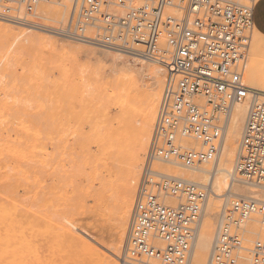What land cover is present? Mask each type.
<instances>
[{"label":"built area","instance_id":"obj_1","mask_svg":"<svg viewBox=\"0 0 264 264\" xmlns=\"http://www.w3.org/2000/svg\"><path fill=\"white\" fill-rule=\"evenodd\" d=\"M259 0H0V22L49 33L99 49L128 54L166 71L150 146L136 193L123 264H189L212 187L180 179L156 163L200 167L216 159L225 124L237 104L250 101L236 174L264 189V94L246 82ZM47 5L66 18L43 17ZM189 141L198 145L190 148ZM166 198L178 201L176 206ZM264 201L230 199L220 217L208 264H236L246 226ZM264 264V242L251 249Z\"/></svg>","mask_w":264,"mask_h":264},{"label":"rangeland","instance_id":"obj_2","mask_svg":"<svg viewBox=\"0 0 264 264\" xmlns=\"http://www.w3.org/2000/svg\"><path fill=\"white\" fill-rule=\"evenodd\" d=\"M47 6H49L52 10L55 11L54 14H50L49 16H46L47 19L52 20V21H61L63 20V18H66L65 15L67 11L64 10L62 7L53 6V5H47ZM56 11H58L59 13L58 15L56 14ZM0 25L9 26L13 28L15 32L17 33L18 32L23 33L28 30L22 27H17L14 25L3 23V22H0ZM34 34H36L37 36L43 39L54 42V44L53 45L50 43H47L44 45L35 44L33 47H26V48L20 47L19 48L21 44L19 42L18 44L15 45V48L17 49L10 52L9 49H7L6 51L5 48L2 46L3 44L1 45L0 43V64H1L0 65V77H1L0 79V130L3 129V130H6L7 133L10 132L9 133L10 135L8 134L9 137L11 136L9 139L14 140V141L19 140L18 142L30 141L33 138L31 136H33L32 131L35 129V127H38L40 128V130H43L41 132V136L45 135L46 137L47 130L50 127V124L51 125L54 124V122L52 124L51 121H49L48 119L51 120V117L53 119V114L57 116L58 112L60 113V116L63 115V112L66 111L64 109V106L65 108H67L66 107L67 105H64L65 103L63 101L65 99V102L66 101L68 102V100L72 102L75 101L78 105L82 104L83 102V104L80 105L82 106L81 109L76 103L74 104L77 109L79 108V110H81L80 111L81 119L82 117H84L82 121L80 120L81 128L82 130H84V132L89 130L88 121L91 116H93L91 117V119L94 123H97L96 121H99V122L107 121L106 124L109 125L108 127L112 131L116 132L119 129V118L121 116L120 107L117 104V101H118L117 96L119 95V93H121L120 91L121 89L118 88V83H117V76L119 75V72H118L117 66L112 65V63L97 62V60L103 59V56H104L103 54H105L107 51L90 46V45H85V44L69 41L66 39H62L54 35H51L49 33L34 31ZM252 36L253 37L255 36V31ZM13 37L10 39H6L5 42L14 45L15 38ZM63 48L72 49V50L80 49L83 52L85 51L86 53H89V52L95 53L96 57L93 56L92 54L89 55V54L82 53L76 58V61H74L71 58H68V56L63 57L62 53H59V52H62ZM114 55L116 56V54ZM117 57H119V55ZM125 58L129 60L132 59V58L130 59L129 57H125ZM11 59H12V62H10ZM131 61L140 62V64H145L147 66L163 70V72L165 73L164 80L166 82V71L164 70L163 67H160L159 65H156L148 61L144 62L139 59H133ZM74 62H75V65L77 64L79 65V67L74 66L75 67L73 69L74 71L72 72L71 75H69L71 76V79H69V82L67 83L66 87L67 86L73 87L76 91L70 94V96H68L64 92V88L66 89V87L64 85L63 79H61L62 77L58 69L60 68V63H61V66L64 67L65 63L73 64ZM251 62H252V54H251ZM42 73H44L45 78L47 77V80H45V78L43 80ZM81 76L83 77V80L80 79ZM150 77H148V75L146 74L145 75L141 74L140 76L136 75L132 78V81L130 84L131 86L127 88L130 89V92L132 94L131 97H132L133 106H136V101H137L134 98V96H137L136 95L137 93L135 92L136 88H138L137 92L139 90L143 92H149L151 90L152 79ZM55 81L58 82L57 84H59V81H60V83L63 84L64 88L62 87L61 90L58 91L57 86L59 85H56ZM84 86L87 89H85ZM87 86H90V87L88 88ZM164 86H165V83L163 85L162 91H164ZM45 94L47 95L49 94V96L47 95L45 96ZM162 94L163 92L161 93V97H162ZM74 95H75V98H74ZM70 97L72 100L70 99ZM95 97H97L101 102H103V104L105 103L103 107L104 111L103 112L100 111L96 113V115H94V112H93L94 109L91 108V106H93V99ZM161 97H160V100H161ZM160 100H159V104H160ZM85 103H88L89 105L86 104L85 106L84 105ZM159 104L157 107V112H158ZM106 110H108L109 112ZM157 112H156V116H157ZM17 114L18 115L21 114V116L19 115L18 117ZM7 117H10V118L7 119ZM222 117H227V116H222ZM134 118H135L134 113H131V117L128 120L130 121L129 122L130 124L132 123ZM112 119H115V120H112ZM111 120L114 121V123ZM30 121L32 122V124ZM86 122L88 123V125ZM153 129H154V126L152 128V132H153ZM3 130L0 131V134H2ZM152 132H151V138H152ZM23 134L25 135V137ZM22 136L24 138H22ZM45 137L44 138L42 137V143H44L42 145L46 146V149H44L43 151L47 150V152L49 151L51 153L53 150L52 146L50 145V143ZM224 137H225V134H224ZM151 138H150V141H151ZM69 141L72 142L73 141L72 138L69 139ZM189 142L193 143L191 141ZM193 144H194L193 145L194 148L198 147L196 143H193ZM222 144H223V141H222ZM149 145H150V142H149ZM24 147L27 148L28 146H24ZM96 147L98 146H96L95 144H92L90 147V152L92 155L91 163L93 162L91 166L93 164L97 166L96 167L94 165L97 168L95 171L93 170V168L95 169V167L92 166L93 168L90 169L91 173L88 172L89 167L84 169V173L86 172L85 174L80 175L77 173L78 172L77 161L75 162L76 156L73 153H70L71 152V149H70L71 147H70L69 152H67V154L70 153L71 155H67V158H66L67 167L65 170L66 172L64 173L65 175L61 177L62 178L61 180H56L55 177L53 176L50 177V174L48 173L49 169L47 168L45 164L47 162L46 161L47 159H45L47 156L46 157L44 156L46 153L42 151L44 153L43 155L41 154L42 157H40L41 155L40 156L35 155V153L38 154V153H41V151L29 153L30 151L29 149H31V145H30V148L28 149L29 151L26 150L28 151L26 152V156L28 154H30L28 155L30 157H31V154L33 156L31 158L26 157V159H31V163H30L31 165L29 164L28 160L25 163L26 159L25 158L23 159L24 160L23 163H25V166L23 165V167H26V169H28L27 166L30 165L28 169L29 173H27L28 171L20 172L21 174L19 172H18L19 174L16 172L14 173V171L10 173L0 172V198H1L0 199V204H1L0 205V246H1L0 250L6 251L4 253L6 255L8 254V256L5 257L4 253L2 254V252H0V256H2L0 258V264H10L11 262H13L11 264H100V259L98 255L94 253L91 249L92 245L90 244L92 243H90V241L87 240V238L84 237L83 235L84 232L86 231L90 233L96 239V240L94 239L95 242L97 241L100 244H102L101 247L103 250H104V246L105 247L107 246L105 248L107 249V251L109 249V251H113L114 253L117 254V258L111 257L112 258L111 264H123L122 259L124 258V250H125V245H126V241L128 238L130 224L132 221V215H130V218L128 220L125 238L122 241V243L119 244L116 241V233H115L117 223L115 220H113L110 217L109 213H106V211H104V208H102L100 204L102 202L101 193L105 190L103 188L108 187L111 189V185L109 183L112 180H114V188L117 187L119 183L121 182V178L124 176L126 165L122 164L120 160L116 159V155L118 153L117 148L113 150L109 149L105 153L104 150H102L99 147L97 149ZM237 151L238 152L236 155L238 156V154L240 153V143H238ZM146 154L145 156H143V159H142L143 163H141V167L139 168V171H138V176H137L136 186H135L134 200H135L136 193H137V190L140 184V179H141V175H142V171H143V167H144V163L146 159ZM34 156L38 157V159L34 160L36 161V164H34L35 162L32 163L33 161L32 158L34 159L36 158ZM23 157H19V158L16 157V161H18L21 164L23 161L22 160ZM236 157H235V160L233 161L232 172L235 168V164L238 158ZM68 158L70 159V161ZM14 159L15 157H12L11 161L13 162ZM40 159L42 162L45 159L44 164H40L41 162ZM216 160L217 158L214 160H211L209 163H205L201 165L199 169L201 168L202 169L203 168L213 169L214 167L213 165ZM16 161H14V163ZM38 163L41 166L43 165L44 168L42 167L43 168L42 170L39 169L41 167L39 166ZM33 164L37 166L36 168L39 167L38 170L39 171L41 170L42 172L41 171L40 172L38 171L35 173L34 171L31 172L33 169H30V167H35V166H32ZM68 164H70V166H68ZM155 168L161 172H164V173H167L173 176L174 175L182 176L185 179L189 177V175L187 174H189L190 172L193 173V169H188L184 167L187 170H189V171H186V169L184 170L178 166L174 167L171 164L166 165V163H156ZM75 171L77 172L75 173ZM24 173H27V174H24ZM235 180L236 181L233 183V188L229 187V188L223 189L222 194L224 196L229 192L230 189H232V191L236 193L240 188L239 191L243 190L240 193L245 195V197L248 196L254 199L264 201V199H262V192H264L262 191L263 189H258L253 186L243 184L238 179V177H235ZM105 182L107 184H105ZM229 182L230 183L233 182L231 178H229ZM234 185L236 188L234 187ZM253 192H255V194H252ZM210 196L213 197L212 194ZM8 197H10V199ZM224 198L225 197H222L220 200L214 201L215 203L214 211H215V215L217 214L216 216H214L215 217L214 219H216L217 222L220 220V218H218L217 216H219L221 209L223 207L222 204L224 202ZM234 198H239V197L237 196L230 197L231 200ZM169 199H172V198L167 199L168 204H170L169 201H171ZM208 200H211V198ZM176 202L177 201L175 200V203ZM177 203L174 204L171 202L170 205L176 206ZM2 206H3V209L1 210ZM51 206H53V209H55L56 211L55 217H56V222L58 223V225H51V226L49 225V229L51 230V233H49V232H46L47 230L46 226L44 227V217H45L46 212L49 210L48 208L52 209ZM6 208H8V211ZM133 209H134V205H133L131 214L133 213ZM6 211L8 213L5 214ZM43 213H45L43 215L44 217H42ZM203 213L206 214V216L208 214V212L205 213V207L201 215L202 220L204 217ZM201 218L199 222H201ZM214 219L213 221H215ZM258 220H259V216L257 215L255 216L254 221L250 222L247 225L245 243L243 246L248 249H252L257 241L264 242V231L261 229ZM39 223H42L40 224L41 227ZM218 223L215 222L216 231H217L216 227H218ZM198 230H199V226H198ZM247 230L253 233L250 234L249 232H247ZM67 232H71L72 234L75 235L74 244H72V242L67 237ZM33 233H35V235ZM78 237H82V238L84 237L83 239H86L85 241L88 242V245H85V244L81 245L79 243L80 240ZM214 237H216V235ZM247 239H251V240H247ZM6 243H9L7 244L9 247L6 246ZM3 244H5V246L8 248H5V246L2 247ZM250 251L251 250L249 251L242 250L240 252V254H244L249 258V260H247V263L249 264H251V257L249 253ZM102 252H104L106 255L105 251H102ZM100 253L98 251V254ZM211 253H212V250H211ZM193 257L195 258V256ZM210 257H211V254H210ZM210 257H209V260H210ZM194 258H193V264H196Z\"/></svg>","mask_w":264,"mask_h":264},{"label":"bare ground","instance_id":"obj_3","mask_svg":"<svg viewBox=\"0 0 264 264\" xmlns=\"http://www.w3.org/2000/svg\"><path fill=\"white\" fill-rule=\"evenodd\" d=\"M41 13H42L43 17L46 18V16H49L50 14H54L55 11L52 10L49 6H44L41 8ZM56 14L57 15L59 14L58 11H56ZM65 16H67V15H65ZM63 19H65V18H63ZM254 31H255V36L254 37L252 36L250 51H249V55H248L246 82H247V85L251 89L255 90L258 94L263 95L264 94V35L261 34L256 28L254 29ZM254 31H253V34H254ZM12 37L15 38L14 39L15 40L14 45L5 42L6 39H10ZM19 42L21 43L19 48L20 47H24V48L33 47L35 44H43V45L47 44V43H50L52 45L54 44V42L48 41L46 39H43V38L37 36L36 34H34V31L31 29H28L26 32H23V33L22 32L17 33V32H15V30L13 28H11L9 26L0 25V43H1V45L3 44L2 46L5 48L6 51H7V49H9L10 52L13 50H16L17 48H15V45L18 44ZM106 51L107 52L105 54H103L104 56L102 55L103 59L97 60V62L112 63V65L117 66V69L119 72V75L117 76L118 88L121 89L120 90L121 93H119V95L117 96V99H118L117 104L120 107V113H121V116L119 118V129L116 132L112 131L108 127L109 125L106 124L107 121L99 122V121L95 120L97 123H94L91 119V117H93V116H91L89 121H88L89 130L85 131L86 132L85 133L84 130H82L81 123H80V120L82 121V119H84V117H82V119H81V116H80L81 110H79V108L80 109L82 108V106H80V105H82L83 102H82V104L78 105L75 101L74 102L69 101L68 100L69 98H68V99H66V100H68V102L66 101L67 102V104H66L65 99H64L63 100L65 103L64 105H67L66 106L67 108H65V106H64V109L66 110V111H64L65 114L63 112V115L61 114L62 116H60V113L58 112L57 116L53 114V119H52V117H51V120L48 119L49 121H51L52 124L54 122V124L53 125L50 124V127L49 126H48L49 128L47 127L48 130L46 128V130H47L46 137H45V135L41 136V132L43 130H40V128L35 127V129L32 131L33 136H31L33 138L31 140L29 139L30 141L18 142L19 140L14 141V140L9 139L11 137V136L9 137L10 132L7 133L6 130L1 129L3 131H2V134H0V172L10 173V172L14 171V173L15 172L20 173V172H27L28 171L27 173H29L28 169H29V166L31 165L30 164L31 159H26V157H28V158L30 157V156H28L30 154H28L26 156V152H28L29 150H30L29 153L41 151V153H38V154L35 153V155L40 156L41 154L42 155L44 154L43 152L46 153L44 156L45 157L47 156V157L46 158L43 157V158L47 159L46 160L47 162L45 164H46L47 168L49 169L48 173L50 174V177L53 176V177H55L56 180H61L62 179L61 177L63 175H65L64 173L66 172L65 170L67 167L66 166V162H67L66 158H67V155H71L70 153H73L76 156L75 162L77 161L78 172L75 171V173L77 172L78 174L81 175V174L86 173V172L84 173V169L87 167H89V169H88L89 171L88 170L87 171L91 173L90 169H92L93 168L92 166L95 165V164H93L91 166V164L93 163V162L91 163V156L92 155L90 152V147L92 144H95L96 146H98L99 148L104 150L105 153L109 149L113 150V149L117 148L118 153L116 155V159L120 160L122 162V164L126 165L124 176L121 178V182L119 183V185L117 187L114 188V180H112L109 183L111 185V189L108 187L103 188L105 190L101 193L102 194V202L100 205L102 208H104V211H106V213H109L110 217L116 221V223H117L116 232H115L116 233V241L120 244V243H122V241L125 238L128 220L130 218V215H132L131 211H132V208H133V205L135 202L134 196H135V186H136L138 171H139V168L141 167V163H143L142 162L143 156H145V154H146V152L150 146L149 142H150V138H151V132H152V128H153L154 123H155L157 107L159 104L161 93L163 92L162 91L163 85L165 83V80H164V74L165 73L161 69L153 68V67L147 66L145 64H140V62H135L136 60L134 62L131 61L133 59H139L137 57H133V56H130L128 54L119 53V52H113V51L108 52V50H106ZM59 53H62L63 57L68 56V58H71L74 61H76V58L79 55H81L82 53L89 54V55L92 54L93 56L96 57L95 53H91V52L86 53L85 51L83 52L80 49L72 50V49L63 48L62 52H59ZM112 53L116 54V56ZM251 54H252V62H251ZM118 55H119V57H117ZM125 57H129L130 59L131 58L132 59L129 60ZM139 60L147 62L143 59H139ZM10 62H12V59L10 60ZM74 66L79 67V65H77V64L75 65V62L73 64L72 63H69V64L65 63L64 67L61 66V63H60V68L58 70L60 71V74L62 77L61 79H63L65 87H66L67 83L69 82V79H71V76H69V75H71L72 72L74 71L73 70L75 68ZM46 68H47V66H46ZM113 69H114V67H113ZM38 71H39V69H38ZM141 74H144V75L146 74V75H148V77L151 76L150 78L152 79V86H151V90L149 92H143L141 90H139L137 92L138 88H136L135 92L137 93L136 94L137 96H134V98L137 101H136V106H133L132 97H131L132 94L130 92V89L127 87L131 86L130 84H131L132 78L134 76H136V75L140 76ZM40 75H41V73H40ZM42 75H43L42 78L44 80V78H45L44 73H42ZM0 79H1V77H0ZM80 79L83 80V77L81 76ZM45 80H47V77L45 78ZM72 81H73V79H72ZM70 82H71V80H70ZM112 82H113V80H112ZM57 83L58 82H56V85H59V86H57L58 91H60L62 87L64 88L63 84L60 83V81H59V84H57ZM143 84H144V82H143ZM87 87L89 88L90 86H87ZM132 87H133V85H132ZM132 87H131V89H132ZM85 89H87V88L85 87ZM134 89H135V87H134ZM75 91L76 90L73 87L67 86L66 89L64 88V92L68 96H70V94L74 93ZM118 92H119V90H118ZM46 95L47 94H45V96ZM75 95H74V98H75ZM47 96H49V94ZM70 99H71V97H70ZM74 103H76L79 106L78 109L76 108ZM86 104H88V103H85L84 105L86 106ZM104 104L97 97H95L93 99V106H91V108L94 109L93 110L94 115H96V113H98L100 111L101 112L104 111L103 110ZM250 104L251 103L249 100L245 101L244 103L237 104L233 107V109L231 110V113L227 117H222V116L220 117V122L221 123L223 122L222 124H226L225 125L226 131H225V137L223 139V144L221 146L220 154L217 157V160L214 162L213 169H205V168L199 169L200 167L189 168V169H193V173L190 172L189 174H187V175H189V177H188L189 179L188 178L185 179L179 175L176 176L180 179L192 181L195 183H200V184L203 183L205 185L210 184L212 187V193L211 194L214 197L213 198L212 196H210L209 199L211 198V200H208V202L205 206V213L208 212L209 215L207 214V216H206V214L203 213L204 214V217L202 216L203 220L201 218V222H199V225H198L199 230L197 232V236H196V239L194 242V246H193V250H192V254H191L189 264H193V258H194L193 256H195L194 259H195L196 264H207L209 262L208 260H209L211 250H212V245H213L214 239H215L214 236L216 235V233H215V231H216L215 230V222L216 223L219 222V221L217 222V220L214 219L215 218L214 216L217 215V214L215 215V211H214V207H215L214 201L220 200L222 197H225L224 202L222 204L223 207L221 209V212H220L219 216H217L218 218H220L221 215L223 214V212L226 210L231 196H235V197L237 196V197H239V199H250L251 198L248 196L245 197V195L240 193L241 191H243V190L239 191L240 188L236 193H234L232 191V189H230L229 192L225 196L222 194L224 188H229V187L233 188V183L236 181L235 177H238V179L242 182L241 177H239L236 174V167H237V163H238V159H239V154H238V156L236 154L238 152L237 151L238 143L241 142V139H242L241 137L243 136V130H244V127H245V124L247 121V116H248V112L250 109ZM60 105H61V103H60ZM88 105H87V107H88ZM105 108H107V107H105ZM106 111H108V110H106ZM51 113H52V111H51ZM131 113H134L135 118L132 121V123L130 124L129 123L130 121H128V120L131 117ZM19 115L21 116V114H19ZM19 115H18V117H19ZM58 115H59V117H58ZM9 118L10 117H7V119H9ZM12 118H13V116H12ZM46 118H47V116H46ZM112 120H115V119H112ZM112 122L114 123V121H112ZM88 123H87V125H88ZM31 124H32V122H31ZM22 126H23V124H22ZM38 126H40V125H38ZM32 129H33V127H32ZM11 133H13V132H11ZM24 137H25V135H24ZM24 137L22 136V138H24ZM42 137L43 138L45 137L48 140V142L50 143V145L52 146L53 150L51 153L49 151L47 152V150L43 151L44 149H46V146L42 145V144H44V143H42ZM71 138L73 140L72 142L69 141V139H71ZM193 143L189 144L190 148H194ZM29 144L31 145L32 151H31V149H29L30 148ZM24 146H28V147L26 148ZM98 147H96V148L98 149ZM69 148L71 149V152L69 154H67V152H69ZM26 150H28V151H26ZM42 155L40 157H42ZM23 156H25V157H23ZM36 156H34V157H36ZM12 157H15L14 161H16V157H18V158L23 157L22 160L25 158L26 159L25 163L28 160L29 164H30L28 166L26 165L28 167V169H26V167H23V165L25 166V163H23L24 160L23 161L21 160L22 161L21 164L18 161H16L14 163V161L13 162L11 161ZM31 157H33L32 154H31ZM235 157L237 158V161L235 164V168L232 172L233 161L235 160ZM36 159H38V157H36L35 159L32 158V160H33L32 163L35 162L34 164H36V161H34ZM45 159L43 160V162L40 159V161L42 162L41 163L39 161L40 164H44ZM100 159H101V157H100ZM69 161H70V159H69ZM111 162H113V161H111ZM34 164L32 166H35ZM40 164H39V166L41 168H39V167L38 168L42 170L44 167H43V165L41 166ZM166 165H168V164H166ZM171 165L174 167L175 166L181 167L184 170L186 169L180 163L171 164ZM46 166H45V168H46ZM68 166H70V164H68ZM36 167L37 166L30 167V169H33L31 172H33V171H34V173L38 172L39 170ZM96 167H95V169L93 168L94 171L97 169ZM34 168H35V170H34ZM77 168H76V170H77ZM45 171H46V169H45ZM68 171H69V169H68ZM186 171H189V170L186 169ZM27 173H24V174H27ZM197 173H199V174H197ZM181 174H182V172H181ZM105 175H106V173H105ZM107 176H109V175H107ZM75 177H77V176H75ZM78 177H79V175H78ZM229 178L232 179V181H233L232 183L229 182ZM60 182H62V181H60ZM57 183H58V181H57ZM242 183L245 184L244 182H242ZM105 184H107V183L105 182ZM1 185H3V184H1ZM79 185H80V183H79ZM234 187H235V185H234ZM262 191H264V189ZM252 194H255V192H253ZM4 198H6V197H4ZM8 198L10 199V197H8ZM167 199L168 198L165 199L166 204H168ZM172 199H169V200H171V201H169L170 204H171V202L174 204H176L178 202L176 200L177 202L175 203V199L174 200H172ZM262 199H264V192H262ZM9 203H10V201H9ZM170 204H168V205H170ZM171 206H173V205H171ZM45 207H46V205H45ZM51 207H52V209H50V208H48L49 210L47 209L48 211L46 212V214L45 213L42 214V217H44L43 215L45 214L44 227L46 226V228H47L46 232H49V233H51V230L49 229V225L50 226L51 225H58V223L56 222V217H55L56 211H55V209H53V206H51ZM206 208H207V210H206ZM2 209H3V206L1 208V210ZM6 209L8 211V208H6ZM41 209H43V208H41ZM7 211L5 212V214L8 213ZM213 219L215 221H213ZM38 222H37V224H38ZM40 224H42V223H39V225ZM40 227H41V225H40ZM246 228H247V226H246ZM216 229H217V227H216ZM40 230H42V229H40ZM247 232H249L250 234L253 233V232H250L249 230H247ZM19 233H20V231H19ZM33 234L35 235V233H33ZM83 235H84V237L87 238V240L90 241V243H92V244H90V245H92L91 249L94 253H96L98 255V257L100 259V264H111V259H112L111 257L117 258L116 253H114L113 251H109V249H108V251H107V249H105L107 246L106 247L104 246V250H103L101 247L102 244H100L97 241L95 242L96 239L90 233H88L86 231V232H84ZM67 237L72 242V244H74L75 235L72 234L71 232H67ZM78 238L80 240L79 243L81 245L82 244L88 245V242L85 241L86 239H83L82 237H78ZM247 240H251V239H247ZM9 243H6V246H8L7 244H9ZM3 246H5V244H3L2 247ZM6 246H5V248L9 247V246L8 247H6ZM0 248H1V246H0ZM243 250L249 251L251 249H248V248L243 246ZM98 251H99V253L101 252L100 254H102L103 256L98 254ZM102 251H105L106 255ZM0 252H2V254H3L6 251L0 250ZM4 255H5V257L8 256V254L6 255L5 253H4ZM4 255H3V257H4ZM1 257L2 256H0V258ZM247 260H249V258L246 255L240 254V256L238 257V260L236 261V264H249V263H247ZM11 263H13V262H11Z\"/></svg>","mask_w":264,"mask_h":264},{"label":"crops","instance_id":"obj_4","mask_svg":"<svg viewBox=\"0 0 264 264\" xmlns=\"http://www.w3.org/2000/svg\"><path fill=\"white\" fill-rule=\"evenodd\" d=\"M254 26L264 35V0H259L254 12Z\"/></svg>","mask_w":264,"mask_h":264}]
</instances>
